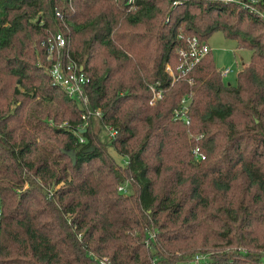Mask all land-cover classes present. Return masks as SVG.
I'll list each match as a JSON object with an SVG mask.
<instances>
[{
	"label": "trees",
	"instance_id": "16d2710c",
	"mask_svg": "<svg viewBox=\"0 0 264 264\" xmlns=\"http://www.w3.org/2000/svg\"><path fill=\"white\" fill-rule=\"evenodd\" d=\"M174 1L0 0V264H264V0ZM219 30L252 51L236 83L212 50L174 81ZM59 32L87 104L53 82Z\"/></svg>",
	"mask_w": 264,
	"mask_h": 264
},
{
	"label": "built area",
	"instance_id": "2783aa9c",
	"mask_svg": "<svg viewBox=\"0 0 264 264\" xmlns=\"http://www.w3.org/2000/svg\"><path fill=\"white\" fill-rule=\"evenodd\" d=\"M175 4H178L179 1L175 0ZM57 16L63 17V13L60 10L56 11ZM66 37L63 32H59L51 36L47 41H43L42 44L46 45L48 51L53 55L54 62L51 65L50 73L53 77V82L64 89L67 94L77 99L78 101H87L86 100V85L88 82L87 75L83 72L82 66H80L76 61H72L65 57V47H66ZM211 47L208 42L199 39L197 36H192L188 38V46L182 47L179 49V55L181 57V62L177 67L179 74L176 75L174 69L170 64L167 65L166 70L169 71L174 76V81L180 77H184L187 73L195 67L209 52ZM220 73L224 78L228 76L229 73L233 71L230 66H223L219 69ZM192 83V79L189 80ZM159 87V88H157ZM154 96L151 99V103H155L164 96L163 89L160 88V84L152 85L151 87ZM191 96L185 97L180 105L175 109V118L185 121L187 124L190 123V118L188 115L189 105H190ZM96 115H101L100 110L94 112ZM88 115L83 114V119H87ZM86 124L81 125L85 127ZM111 136H114L117 131L116 129L110 128ZM194 153L196 158L205 159V154L201 151L200 146L194 148ZM1 200H0V231H1V218H2V209H1ZM210 260L208 254L197 253L194 255L193 259L189 261V264H207ZM99 264H109L108 258H100Z\"/></svg>",
	"mask_w": 264,
	"mask_h": 264
},
{
	"label": "rangeland",
	"instance_id": "374dc122",
	"mask_svg": "<svg viewBox=\"0 0 264 264\" xmlns=\"http://www.w3.org/2000/svg\"><path fill=\"white\" fill-rule=\"evenodd\" d=\"M208 44L212 50V56L214 58V62L218 68V70L223 66H230L233 71L228 74L225 78L226 82L236 83L237 74L243 68L244 65L248 64L251 59L252 51L248 48H239L238 42L235 39L227 38L223 31H216L212 36L208 38ZM103 58L102 54H98L97 60L101 61ZM220 72V71H219ZM87 104V101H84ZM67 122H64L63 125H66ZM111 153L114 155L116 160L120 163H124V158L118 154L114 148H111ZM256 226L254 230H256ZM259 235H262L261 230H259ZM203 237H200V241ZM216 243L214 240H210V244ZM233 249H236L235 247ZM192 251L203 253V251L208 250L207 247L200 248L199 246L191 249ZM201 251V252H200ZM182 254L183 252H178ZM197 254V253H196ZM204 254H208L211 259L210 252H205ZM234 259H236L234 264H256L257 262L253 259H247L245 257L234 255Z\"/></svg>",
	"mask_w": 264,
	"mask_h": 264
}]
</instances>
